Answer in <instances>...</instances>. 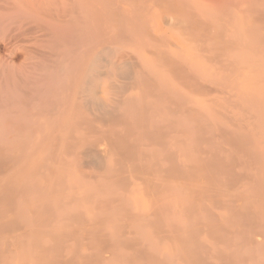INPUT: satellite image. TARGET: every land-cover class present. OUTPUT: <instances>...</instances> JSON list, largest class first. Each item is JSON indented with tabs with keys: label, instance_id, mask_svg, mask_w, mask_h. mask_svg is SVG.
<instances>
[{
	"label": "rangeland",
	"instance_id": "rangeland-1",
	"mask_svg": "<svg viewBox=\"0 0 264 264\" xmlns=\"http://www.w3.org/2000/svg\"><path fill=\"white\" fill-rule=\"evenodd\" d=\"M115 18H116V20L118 19L116 15H115ZM121 19L122 18H120L118 20L121 21ZM118 20H117V22L119 23ZM123 21H125V20H123ZM117 22H116V24H117ZM122 22H120L121 24L119 23V25H121V27L123 26L124 29L123 28L122 29H123V31L125 33L127 31V34L125 35V33H122V34H124L122 36V38L119 36L118 37L119 39L117 38V40H114L113 41V48L117 47V48L121 49V54L120 55L118 54L116 57L121 56L126 61L128 60L127 61L128 63H129V60H131V63L133 65H134V62L136 61L135 63L137 65L136 64L134 65L135 69H136V72H134V74L136 73L138 77H136V76H134V77H136L137 79L139 78L142 82L139 79H138V81H136V78H133V79L130 78V81H129V77L126 76L128 81H129V84H128L127 80H125L126 78H124V80L127 82V86L129 87V85H130V87L128 88V90L127 89L123 90L122 88H124V87L127 88V86H124V87L122 86L121 87L122 84L126 85V84H124L125 83L124 80L121 79V76H119L120 78L117 77V74L114 71H112L110 76H111V78H113V80L107 78L108 87H109L107 95H108V97L110 96V98H111V97H114L117 94L115 96V99L116 100H117V98L120 99V101L119 100H117V101L121 102V104H120L121 107H119V105H117L118 107H117L116 110L120 109L121 111L120 110L119 111L121 113H123V112L124 113L121 114L119 111H115V114H117V116H115V117L114 116H110L111 120H110V118L107 117L108 121H109V124L107 122V118H105L106 122L104 124L106 126L108 125L109 127L112 126L113 129H115V131L118 130L119 134H122L124 131H126V129H124V128H127L128 125H129V128H127V129H131L134 132L135 131L138 132L139 129L143 130L142 128H144L145 125H146V127L149 130H151L150 128L152 126L150 127V125H153L151 123L155 124V120L157 122V118H159V120L164 118V119H162L164 121L165 117H166L167 120H165V122H164L165 124L167 123V124L170 125V120L173 121L172 124H171V128L167 124L165 126L166 128L167 127L170 128L169 129V131H171L170 135L171 134L172 135L171 136L169 135L168 128L166 130L163 127V125H162V127H163L162 129L163 130L162 129L161 130L162 131H166V132L163 133L162 131L159 130L160 132L155 131L156 132L155 134L157 136L160 133L159 136L161 137V140L164 141V146L165 147H168L169 143H170V145L172 143V145L169 146L168 148L169 149L171 148L170 149L171 151L173 149V151L176 152V153H174L172 151V154L173 153L176 154V157L173 156L172 158H174V160L177 159L176 161H174L173 159L172 160L176 164L179 163V164L183 165L184 167L181 166L182 169L183 170L185 169L184 171H186V169H187V171L186 172L181 171L183 173H180V174H177V175L173 174L174 177H172V178H171L172 174H162V173L159 172L160 165L158 167V165L155 164L156 165V167H154L155 170L153 171L152 170L153 167H152L151 170L149 171L150 168H146L147 167V163L149 162L148 163V165H149L151 162L152 163L154 162L153 161L154 159L156 160V158L158 156L156 158H155V156L159 153V151L161 150V147L164 148L163 144L160 143L162 141L158 140L159 143L154 142L151 145V143H149V141L146 140L148 137H146V138L144 137V139H142L143 138L142 135L144 136L146 134V132L149 133V134L151 133V132H149V130L148 131L146 130L147 128L145 129L146 131H140L139 130L140 132H138V133L136 132V134L134 132H131V130H129L130 132H128V130H127L126 134H127V132L129 134L130 133L133 134V135H131L128 138V136L127 137L125 136V132H124V137L123 138L125 139V137H126V139L128 141V144L131 143L129 141L134 142V140L139 139V142L140 141L143 142V140H144V142H148L150 145L148 146V143H147V145L144 143V144H142V146H138L137 147V153H135V156L137 157V159L134 158L135 156L130 157L134 162L131 159H130L131 160V162H130L129 158L125 159L127 157H124V156H123L124 157L123 159H125V161H123V160L122 161L125 162V163H122L121 160L119 159L120 163H118L119 161L117 163L120 164V165H124V167H125V168H123V169H125L124 171H122V168L119 170V171H121L120 172L121 175L124 174L123 176L126 175L129 178V179H127V177L125 176V179H123L121 177L119 171H117L118 174H117V172L116 173L114 172V170L116 171V168L119 167L120 165L118 166V164H116V162L113 159H111L110 157H112V158L115 157L114 159H116V157H119V155H115V154L119 153L118 151H120L121 153H119V154H121V159H122V153H123L122 150H124V149H121L119 147V150H117V152L115 150L116 153H113L114 149H116L115 147H117L116 146L117 144H115V146L112 147L111 144L108 145L110 142L107 143L108 146L105 147V149H107V147L109 148L108 152L104 149V146L106 145L105 143L108 142L109 139H113L115 136L113 135L114 136L113 137L112 134L113 133L116 134V132H114V130L111 127L110 130L113 131V132H110V134H111V136L113 138H109V139H106L107 135H106V137H104V134H103L104 132H103L102 133L103 134V138L102 139H106L108 141L105 140L106 142L103 141L104 143L102 142L103 144H101L100 141H99L101 139V137H102L101 132L103 130H106L107 128L103 124H102L103 126L101 124H99V123H101V120H99L98 121L99 123L95 122V127H97V126L98 127L97 128L93 127V134H89V132H86L89 135L88 136L85 135L84 139L88 141V140H90V137L95 136V134H96V137L95 138L93 137V140H91V141L92 142L95 141L97 139V137L100 138L99 140L97 139L99 141L97 143H100L99 145H101L103 147L101 149H103L104 152L106 151L104 154H109V152H111L113 150V152H111L112 154L110 153L111 156L107 155L109 157H107V159H106V157H104V159H106V160L103 159V162L105 161L106 166L103 163L102 167L101 166L100 167H95V168L99 169V170L98 169L96 170L94 168V166H93L94 164H90L91 163L90 159H88L89 161L87 160L88 162L86 161L87 163H85L88 166L85 165L84 168L82 167L83 169L86 168V170L88 172H86V176L83 173L81 175L82 170L80 171L79 168H80V165L81 166L84 165L83 162H85V159L82 158L83 161L81 159V157L82 156L84 157V155L80 156V152H79V150H81V145L80 144H79L80 146L73 145V147L75 149H72L71 147H69V146H71V144H67V143H64V141L63 142L60 141L62 144H64V146L60 142L58 144L59 146H60V144L63 147H66V145L68 146L66 148L62 147V149H65L64 151H61V146L57 147V145H56V146H53L52 148L56 147L57 148V149L55 148L56 151L58 150V148H60V151L62 153H64V154L63 155L59 154L58 153L59 151L56 152V153H53V152H55V150H53V152L50 153L51 155L52 154L56 155L58 153L59 156L60 155L64 156V158L62 157L64 160L68 161L70 159L72 161V162L71 161L69 162L71 164L65 163V166H66V164H67V166H69V168L66 167L67 171L68 172L70 171V173H72V174H70L69 177L67 175V177H66L67 180L63 178L66 183H69L68 184L69 186H70V184H72V186H73V187H71V186L68 187L69 189L67 188L69 191L70 190L73 191L75 189L74 190V193H75L76 190L78 189L77 191L79 193L83 194V193H85L83 191L87 190L86 193L83 194V196L86 195L89 191H90L89 192L90 194H92L94 191H95V193L98 192V194L97 193L96 194L93 193L94 194L93 197L89 196L90 194H88L87 196H84V197H88V199H89V197H91L92 199L91 198L89 199L90 202H88V200L86 199L87 203L82 201L83 204H81L82 203L81 202L82 195L77 193V192H76L77 194L71 193L72 195L74 194L73 196H69L71 191L69 193H66V194L62 191L63 192L62 195L58 194L60 192V188H59L60 185H58V183H57L56 187L59 188L58 189L59 192L57 191V194L56 193L54 194L55 198H54V200H52V202L56 204L55 201H57L58 198H59L61 200V202H62V205L64 206V208L66 210H63V208L61 206L62 210L61 211L58 210L59 213L57 211L58 217L55 216L54 219H51V220H40L37 217H34L35 220H31L30 222H28L29 220H27L28 224L25 223V224H23L21 227H19L16 230L15 229L14 230H5V231L0 232V264H2L1 263V261H2L1 260V256L2 255H8L9 254L7 257L5 256V258H9V261L11 262V264H34L35 259H38L41 255L44 256V257L47 256V255L45 256V254L47 252L45 250H43V248H41V247L30 248V250H29V242L27 241V243H26V240L29 239V236H31V234L29 236H27V237H22V235H21L20 237L23 239V241H17L15 239L16 236H19V234H21L24 230H28V232H32V234L33 233L36 234L37 235L36 237H38V239L41 240V242H42V244H44V246H45V244H49L50 245V244H53V243H56V245H57V240L53 239V237L49 234L48 231H50V232L51 231L52 232H58V231L60 232L62 230L63 231H65V230L69 231V233L65 237V239H63L61 241L62 251H61V255H60L61 257L60 258L64 259L66 257L68 260H70V264H86L87 261L85 262L84 260H88V264H90L92 261L93 262L91 264H93V263L94 264L95 263L96 264H99V263H101V264H136L137 262L140 263L142 261L140 259H143V261H144V262L142 261L143 264L144 263L148 264L149 260L152 259V258H153L152 261L150 260L151 264H154L153 262H155V264H156V262L158 263V260H161V258H163V260H161L162 262L159 261L158 264H161V263H163V264H186V261L184 262L185 258L183 260H182L183 257L181 259L180 258L176 259V257L174 258V256H176V255L173 254V251H175V249H173V248L175 246H177L179 241H176L177 244H174L175 245L174 247L171 245V243L175 242V240H179L177 238H180L181 235H183V236L186 235L187 236V234L184 233V232H186L188 230L190 231L191 234H192V232H194V234L195 233H197V234L199 233V236L200 235L201 236L199 237V236H197L195 234V236L197 237V238L196 237L195 238L196 239L200 238L198 241L201 240L202 242L206 243V246L208 245L209 247H211V249L209 250L210 253H212L211 255H213V254L215 255L216 254V256L214 258L210 255L212 258H211V260L210 259L209 260L213 264H219V263L220 264H264V239H263L264 237H262V235H263L262 233H264V170H263L264 169V156H263V154H264V144L262 145V144L259 143V142L264 143L263 142L264 141L263 140L264 139V74H262L264 72V50H263L264 48H258V50H257V47H252L251 48L249 46H233V47L229 46V48L224 46L225 48L223 47L224 48V50H223L222 46L220 47L221 49L218 46H217V48H216V46H213V47L212 46L211 47L207 46L209 49H206L207 48L206 46H199L198 47V46L192 44V46H194V47H192V46H187L188 44H186V43H181L182 44L181 47L179 46L180 43L177 44L178 46L176 44H175V46H173L171 44L169 46V43L166 44L167 42L164 43L165 45L162 44L164 46H162V45L160 46L159 44L156 45L153 42H149L148 41L149 42L148 43L147 41L142 39L140 33L134 31L135 29L132 30V31L134 32V34L137 33V35L136 34L134 35L132 31H131V33L133 35L129 34L128 32H130V31L125 29V27L127 26L126 25V21H125V26L123 25L124 22H123V24H122ZM122 29H121V31H122ZM147 31H149V29ZM149 32H151V31H149ZM152 32L151 33L153 35H156V32L154 30ZM129 37H130V39H129ZM131 37H134V38H132V40H131ZM121 39H123V40L121 41ZM168 40L172 41L171 38L168 39ZM133 41L136 42V43H134ZM151 43H153L154 45L151 44ZM183 44H186V46L183 45ZM111 48H112V46H111ZM112 50H114V49H112ZM115 50L112 51V53L113 52L115 53L116 52ZM118 52H119V50L117 51V53ZM115 55L113 56V54L112 55L110 54L111 57H115ZM162 57H164V58H162ZM170 57H171V59H170ZM162 59H164V61H165L164 64H163V62H161V61H163ZM168 59H170V61ZM159 61H160V63H158ZM171 61L172 62L174 61V62L172 63ZM139 62L142 63V65H141L142 67H140V68H139ZM168 62H170V64H168ZM97 63L99 64V62H97ZM98 64H97V66H98ZM133 65H132V67H134ZM143 65H144V67H143ZM174 65H175V67H174ZM147 67L149 68V70L150 69L151 70L149 71ZM176 67L178 69H176ZM179 68H181V69H179ZM140 69H142L143 71H141ZM148 71H149V74L147 73ZM175 71H177V72H175ZM182 73H183V76H181ZM115 74H116V76H115ZM150 74H151V76H150ZM168 74L170 75V77H169ZM147 75H148V77L150 76V78L152 77L151 80H149ZM153 75H154V78H153ZM155 75H157V76H155ZM118 79H119V81H118ZM110 80H111V82H110ZM153 80L155 82H157V83L161 82L162 84L160 83V84L157 85L156 83H154ZM166 80H167V82H166ZM118 82L119 83L122 82L120 84L119 88H117V85L119 84ZM134 82H135V84H139L140 83L141 85H142V83H144V84L146 83L145 85H148V88H150L151 85H152L153 87L158 89V94L162 95V96L161 95L160 96H161V99H163V101H161L159 96L158 97H159V100L161 102H158L157 99H156V101L154 100L156 98V96L153 95L155 98L153 96H150V95H152L151 94L152 93V91H151L152 87H151V89L149 91H147L148 90L147 86H145L143 84L147 89H145V87L142 86L141 88H144L142 90H144L145 93H144V91L140 92V90L138 89L139 85H137V86L134 85ZM116 83H118V84H116ZM132 83H133V85H132ZM155 84H156V86H154ZM140 86H139V88H140ZM198 86H200V88ZM113 87H115L114 88L115 92H114ZM97 88H98L97 90L99 92L98 94L101 96V84L100 83L98 84ZM120 88L124 92H122V90ZM133 88H135V89H133ZM159 89H161V90H159ZM172 89H174V90H172ZM109 90H111V91H109ZM154 91H155V89H154ZM167 91H169L168 93H170V94H168ZM174 91L176 92L175 95H174V93H175ZM109 92H111V93H109ZM138 92H140L141 94H139ZM123 93H124V95H123ZM118 94H120V97H119ZM163 94H164V96L167 95V94L171 95L170 97L172 98L173 101H175L174 102L175 105L173 104V101L170 102L171 100H170V97L168 95H167V100H166V98L163 97ZM131 96L134 97V98H133V101L130 102L128 100V98H130ZM172 96H175L176 98H174ZM168 97H169L170 101L168 100ZM124 98L126 100H128V102L125 101ZM113 99L114 98H112V100ZM130 100H132V99H130ZM164 100L166 102H169V104L172 103V105L170 106V107H172V110H173V108L175 106L178 107V105H181L183 107L184 106L187 107L186 108L187 110L182 107V109L179 110V108H178L177 112H175L176 111L175 110L176 107H175L174 114H172L173 111L171 113L170 108L168 107V109H167L166 106H168L169 104L166 103ZM123 101H124V103H123ZM126 102L128 104H125ZM129 102L132 103V104H130ZM156 102H157V104H156ZM159 103H162V105L161 104L159 105ZM155 106H158V108L157 107L155 108ZM134 107L138 110V114L139 115L142 114V111L145 112V113L144 112L143 113L146 114V116L149 115V114L151 115V116L149 115L150 117L144 116L145 118L143 117L144 114H142V116H140L141 119H143L141 122H146V124L144 123L145 124L144 127L142 126L143 123H141L139 121L140 117L138 115H137L138 117L135 115L136 109ZM159 107L160 108L162 107L164 110L160 109ZM164 107H166V108H164ZM132 110L135 111V112H132ZM156 110H158L156 114L159 113L160 115L158 114V115L153 116L151 113L152 112L155 113ZM181 110H186L185 115H184V111L182 112ZM159 111H161V112H159ZM162 112H163V115H161ZM118 113H120V114H118ZM164 114H165V116H164ZM132 115H133V117H137V119L141 123V125L140 124L137 125V120H136V118H133ZM115 118H116L117 121L115 120ZM168 119H169V121H168ZM122 120H123V122H122ZM147 120H149V121H147ZM159 120H158V122H159ZM104 121L105 120L103 119L102 122H104ZM120 121L123 123V126H122V124L120 125V123H121ZM152 121H154V122H152ZM117 122H118V125L116 124ZM159 123H157V124L160 125L161 123L160 124ZM124 124H126V125H124ZM130 124H132V126ZM134 127H136V128H134ZM116 128H117V130H116ZM96 129H98V130L103 129V130H101V132H99ZM134 129H136V130H134ZM18 130H20V129H18ZM22 130L25 131V128H21L20 131H22ZM12 131H14L15 133L17 132V130H12ZM95 131H97V133H95ZM107 131H109V129L106 130L105 134H109V132H107ZM167 131H168V134H167ZM0 132L2 133V131H0ZM142 132L145 133V134H141ZM99 133H100V135H99ZM161 133L164 134V135H162ZM97 134H98V136H97ZM133 136H136L137 138L135 139ZM156 136H154V137L157 138ZM168 136H170V137H168ZM108 137H110V136H108ZM165 137H166V139H165ZM163 138L166 140V142H165V140ZM32 139L33 138H30V140H32ZM126 139L124 140V142H126V144H127ZM168 139L171 140V141H169ZM28 140L29 139H27V141ZM33 140L35 142L34 141L33 142L32 141H28L26 144L22 143L21 145H19V144H20V142L22 140H20V142L17 141L19 147L17 146V144H15V146H17V148L21 149V152H23V151H25L27 149L26 152H24L25 158H24V156L21 153V155L23 156V159L22 158H20V159H22L24 161H20V159L18 157V159H17L18 164H20L19 162L25 164L26 161H27L26 163L28 164V163H30V162H28L30 159L32 160V162H33V159H34V162L35 161L37 162L38 161L37 158L41 159L40 158L41 155H42V158L43 157L46 158L48 156L47 153L51 152L49 150V146L51 145L50 143L46 142L47 144H49V146H48V145H44L42 142H39V140H36V139H33ZM113 140H115V139H113ZM119 140L122 141L121 139H119ZM119 140H118L117 143H119ZM36 141L39 142V144H42L43 146L39 145V144H36L37 143ZM167 141H168V144H166ZM12 142L15 143V141H12ZM22 142H24V140ZM124 142H120L119 143V145L122 144L120 146L123 147V148H124L123 145H125ZM142 142H140V143H142ZM89 143H91V142L89 141ZM95 143L93 142V144H95ZM140 143H139V145H141ZM154 144H156V145H154ZM158 144H160V145H158ZM261 145L263 146V148H262ZM257 146L259 148H257ZM25 147H27V148H25ZM30 147H31V149H30ZM36 147L39 148V151L42 150L41 153L37 151V154L40 153V155H38V156H37V154L35 155V154H32V152H31V150L33 152H36L35 151ZM96 147L100 148V146H98V145H96ZM14 148L16 149V147H14V146L11 147V145L8 144V141H6V140H4L2 142L0 141V150H3L5 153H10L11 151H12V154L18 153ZM33 148L35 150H33ZM38 148H37V150H38ZM45 148H48L47 150H49V151L47 153L43 154V150H45ZM68 148H71L74 151L72 152L71 150H68ZM112 148H114V149H112ZM209 148L212 151L211 150H205V149H209ZM117 149H118V147H117ZM142 149H143V151L144 150H146L147 152L150 151V154H148L146 156L144 154V157H146V160L148 159V162L146 161L147 162L146 163L145 162V158H144L141 161L144 162V165L146 163V165L145 166L143 165L141 167L138 166L137 168H140V169H136V167H134L133 163L136 164V161L139 163V161H140L139 159L141 158L142 155L140 157H138V155L142 154V151H141ZM155 149H156V151H155ZM260 149L262 151H259ZM67 150L71 151V152H68ZM77 150L79 152V155H78ZM66 151L68 153H70L71 156L72 155L74 156V154H75V156L78 155V157L76 156L77 158H79L77 160L79 162L80 159H81V161H82L81 163L82 164L81 163H80V165L77 164L76 163L77 160H75L76 158L74 157V158L71 159L70 158L71 156L69 155L70 156L69 157L67 155ZM139 151H140V153L138 154ZM30 152H31V154H30ZM151 152L154 153L153 156H152L153 153H151ZM210 152H213L214 154H216L215 157L217 156L216 159H215L216 160L215 163L216 162L222 163L221 160L222 161L225 160V162L223 161V165H224L225 168H222V169H225L226 171L225 170L224 171L226 173H224V171L219 168L220 164H217V163H216L215 167H218L219 170L217 168H214V167H210L209 168V164L212 162L211 161L209 164L207 163L208 160H210V158L208 159V157L212 156V153H210ZM260 152L262 153V155H260ZM65 154L68 156L69 159L66 157ZM34 155H35V157H34ZM26 156H29V159ZM57 156L54 157V159L55 158L57 159ZM59 156H58L57 160H59V158L61 157V156L60 157ZM254 156L256 158L257 157L258 158L256 159V158H254ZM159 157H161V156H159ZM221 157H222V159H221ZM48 158H49V156H48ZM48 158H46L47 159L46 162L48 161L47 164L50 165V166L52 164L53 167H54V165L56 166V164L52 163V161L50 162L48 160ZM57 160H56L55 163H57L58 167H60V169L63 170L65 168V167H63L64 165H62V164H64L63 163L64 160H62V162H61L60 161L61 159H60L59 161L61 163H58ZM158 160H159V158L156 160V162ZM17 161L16 162L14 161L15 164H16L15 166L13 164L14 162L12 163V165H13L12 166L13 167L12 170H11L12 167L11 168L7 167V169H10V171L12 172L13 175H14L13 170L15 168L18 169V167H19V165L17 164ZM159 161H160L159 164H161V161L164 163L163 159L159 160ZM113 162H114V164H113ZM109 163L111 164V166H114V167H111ZM152 163L150 165H152ZM163 163L161 164L162 167L166 165L165 163L163 165ZM98 164L99 163H97V165H96V162H95L96 166H98ZM101 164H102V162H101ZM129 164H131V166H133L132 168L134 170H132V168H131V166ZM212 164H213V162H212ZM261 164H262V167L260 168L259 165H261ZM9 165L11 166V163H9ZM46 165H45V167H46ZM60 165H62L63 168ZM77 165H79V166H77ZM6 166H5V169H6ZM20 166H21V164H20ZM71 166H72V168H71ZM135 166H137V165H135ZM212 166H214V165H212ZM252 166L253 167L255 166L254 167L255 169ZM48 167H46V169ZM53 167H52V169H53ZM120 167H122V166H120ZM144 167L146 169H148L147 171L150 172L151 174H149L147 171H145ZM102 168H106V170L105 169L103 170ZM188 168H189V170H188ZM211 168H213V169H211ZM42 169L44 170V168H42ZM49 169H50L49 171H51V168H49ZM55 169H57V168H55ZM55 169H54V171H55ZM60 169L58 171H60ZM89 169H90V171H94V173L90 172ZM111 169H113V172H112ZM216 169H217V172H216ZM229 169H231V170H229ZM234 169H236V170H234ZM260 169H262L263 171L262 170L259 171ZM41 170L40 171L37 170V171H39L41 173V175L39 174V176L37 175L36 177L37 178L41 177L40 179H43L44 182H45V180H47V182H48L49 181L48 179L43 178V177H47V175H49L48 172L44 170L47 173L46 176H45V174H42L43 170L42 171ZM5 171L6 170H4V172ZM10 171L7 170L5 173H3V171H2L1 174H0V180L2 182H5L6 184H8V190L6 191L5 196H7L8 194L11 195V193L14 192V187H15V189L18 190V188H16L17 184L15 182V179H17L16 176H17L18 170H17V172H16V170L14 171V172H16V174L14 176L11 175L13 177V180H11L12 177L10 176V174H11ZM65 171L64 172L60 171L59 174L61 172L64 174V173L67 172V171L66 172ZM79 171H80V178L78 177L79 174L76 175L77 172H79ZM85 171H84V173H85ZM97 171H100V173H98ZM109 171H110V173L112 172L114 174V176H109ZM133 171L137 172V175ZM155 171L159 172L158 173V177L161 176V177L165 178V175H166V179L159 178L158 182H160V184H161L162 180L164 182V184L162 182V184L160 186L161 188H163V190L160 187L159 188L156 187V191L158 193H156V194L154 193L155 195H153L152 193L155 191V188H152L153 190H150V189H151V187H154L155 185L157 186V184H156L157 182L155 183V180L158 179L157 173ZM188 171H189V175L187 174ZM218 171H220V173ZM234 171H237V173H239V171H240V173H239L240 175L237 176V174ZM256 171H257V173H256ZM230 172L232 174H230ZM56 173H57V171H55L54 174H56ZM91 173H92V176H93V174H94V176H96L95 173L97 174V176L96 177L93 176L91 178ZM105 173H107V174H105ZM112 173L110 175H112ZM51 174H53V171H51ZM87 174H89L90 178H87ZM233 174H235L237 176V179L234 178ZM242 174H243V178L245 176H246V178L245 179L241 178L239 180L238 178L242 177ZM71 175L72 176L75 175V178H76L75 180L76 181L71 180V178H72ZM83 175L86 178L82 177ZM100 175H102V176H100ZM106 175L109 176V179H108V177H106ZM154 175H156V176H154ZM167 175L171 179L167 178ZM55 176L53 175L52 179L51 178L50 179L53 180V182L55 181V183H56V179L58 178V181H59V179H61V177L63 175L62 174L58 175V177H56V179L54 178ZM59 176H61V177L59 178ZM115 176H117L118 178H121V180L123 179L122 180V181H124L123 186H121L122 184H118L119 182H117L115 184L112 183L115 180L112 181L111 179H113V177H115ZM135 176H137V178ZM176 176H177V178H176ZM17 177H19V176H17ZM33 177H35V176H33ZM153 177H155L156 179H153ZM39 178L38 179L35 178V180H33L34 178L32 179V176H31V178L29 177L28 179H29V181L31 183H33L35 181L33 184H38L39 182L38 183H36V182L38 180H40ZM47 178H49V177H47ZM98 178H100V179H98ZM118 178H116V179L118 180ZM147 178L149 180H147ZM72 179H74V178H72ZM86 179L88 180L89 183L87 182ZM150 179H152L154 181H151ZM227 179H231V180H229L231 182V184L228 182ZM32 180H33V182H32ZM64 180H62V181L64 182ZM85 180H86V182H85ZM103 180H105V181H103ZM121 180H120V182H122ZM170 180H171V182L172 181L173 182L170 183ZM234 180L235 181L237 180V182H234ZM13 181L15 182L14 184H13ZM100 181H102V182L100 183ZM125 181H127V185L125 184ZM128 181H130V182L132 181V183H130ZM149 181L152 182V183H150ZM44 182H41V186H43V187L52 188L53 186H55V184H51V181L49 182V185H47V184L45 185ZM63 182H60V183H63ZM95 182H97V183L95 184ZM86 183H88L89 187L87 186ZM107 183H109V184H107ZM129 183H130V185H129ZM166 183H168V188H170V189H168L166 187L167 186ZM227 183H229V185ZM73 184H75V185H73ZM61 185H62L61 188L63 189L64 188V184H61ZM97 185H100V187L97 186ZM111 185H113V186L111 187ZM114 185H116L117 187L114 186ZM11 186H12L11 190L13 189L12 192H10V187ZM66 186H67V184H66ZM164 186H165V188H164ZM187 186L188 187L193 186L191 188L199 187V189H195L196 192L193 193L191 191L192 189L191 188L188 189ZM207 186H208L209 190H207ZM87 187H88V189H87ZM122 187H123V189H122ZM80 188H82V189H80ZM97 188H100V189L103 188L104 189V190H102L103 192H105V190H107L108 194H113L114 195L113 198H117L118 197L119 201H117V199H116V201H115L116 204L115 203L114 204L115 205H117L118 203L121 204V208L119 209V206H120L119 204L117 206H115V205L113 206L112 205L113 203H111V202H113L114 199H112L111 196L109 195L110 196L109 200H107L108 199L107 198L108 197L107 192L106 193L100 192V189L97 190ZM28 189L30 191V188H28ZM175 189H176V192L174 193ZM200 189H201L202 192L204 191L205 196L201 195L200 191H199L200 193H198V190H200ZM32 190H31V192L33 193L34 191H32ZM54 190H55V188H54ZM68 190H67V192H68ZM91 190L92 191L94 190V191L92 192ZM110 190L113 191V193H110ZM184 190L187 191V192L189 191V192L186 193ZM215 190H220V191L219 192L217 191L218 194L216 192L214 194L213 191H215ZM65 191H66V189H65ZM169 191H171V192L169 193ZM205 191L207 193H210V195L214 194V197L216 196V194L218 196L219 193L220 192L221 193L219 195V199L216 198L217 196L215 197L216 200H217L216 202H215V198L211 196L212 199L214 198L213 199L214 202H213L209 197H207V196H210V195H207V193ZM15 192H17V191H15ZM182 192H185V193L182 194ZM124 193H125V195H124ZM146 193H147V195H146ZM64 194L66 195V198H68V197L69 198L70 197H72V198L74 197L75 198V197L81 195L80 198H77V201L79 199V201L81 202L80 203L78 201L81 204L80 206H82V207H80V209L83 210V211H80L78 208H77L78 209L77 210L76 207H74V205L77 206L76 204L79 205V203L77 201H74L76 199L71 201L68 198V200L71 202V207H69L70 205L67 203L68 201L65 202L66 199L65 200L63 199ZM99 194H101V195H99ZM149 194L151 196H149ZM184 194L186 196L189 195L188 197L194 203L193 204L191 202V204L195 205L197 203L198 204L201 203L202 205L200 204L201 205L200 209L198 208L199 207V205H198L197 206L198 210H196L197 208L195 210L192 208L195 212L192 210L193 213L192 212H188V213L186 212L187 213L186 214L185 211L188 209V206H190V200H187L186 199L187 197ZM160 195H164V196H160ZM95 196H97V197L99 196L100 199H103V200L105 199V200H107L109 202L112 200L110 202L111 203V207H110V203L109 202H107V204L109 203L108 205L106 204L107 207H108L106 210L108 212L105 210V207H106L105 205H104L105 206L104 209L103 208H100V209L97 208L98 206H96L97 205L96 203H99V202H95V201L98 200L99 198L97 199V197H95ZM105 196H106V198H105ZM146 196H147V198H146ZM157 196H159L160 198L158 199ZM56 197H57V199H56ZM124 197H125V199H124ZM164 197H166V198H164ZM173 197H174L175 201L172 199ZM201 197H203L202 199L207 197L206 199H204L205 202H203L202 199L200 200ZM167 198H170L171 200L170 199L168 200ZM29 199L31 201L32 200L33 201L36 200L34 196H32V197L30 196ZM29 199H28V196H27V200L28 201H29ZM152 199H153V202H152ZM155 199H157V200H155ZM163 199H167V200H165V202L166 201H169V202L165 203ZM103 200H101V201H103ZM183 200H185V203H184ZM4 201L5 200L1 201V203H0V204H2V205H0V219H4L7 216H11V214H12V211H11L12 208H10V206H7L6 205V201L5 202ZM159 201H162V202H164L167 205L164 206V205H162V202H159ZM187 201H188V203L186 205ZM22 202H23V204L25 203L23 200L19 199L17 201V203L14 204V205H16V207H20V208H16V209H21L22 208L21 210L23 211L22 212L23 214L20 213V214L17 215V217H21V218L22 217H24V218L31 217L28 212L25 213V211L23 210L24 209L23 208L24 205L22 204ZM73 202L74 203L77 202V203L74 204ZM158 202L161 204V206H163L162 208L165 207L164 210H166V207L169 208L170 205H171V207L169 208V213L166 212V211H168V209L166 211L163 210L162 211L163 213H161L162 215L165 216L163 218L161 217L163 219V222L160 220L161 218H159V220H157V221H156V219H153V216H154V215H152L153 213L151 215L148 214V213H150L151 209H152V212H154L153 211L155 209V208H153L154 205H155L154 207H156V205H158V207L160 206V204ZM178 202H180V203H178ZM100 203L99 204L101 206H103L102 204H104L106 202L103 201V203L102 202H100ZM87 204L91 205V207L89 206V210L87 208V206H88ZM14 205H13V207H14ZM93 205H95V207H93ZM149 205H151L152 207L151 206L149 207ZM193 205H191V206H193ZM114 207H118V209L114 208ZM184 207H185V210H184ZM193 207H196V206H193ZM91 208H92L93 212L91 211ZM162 208H161V210H162ZM237 208L245 209V210L247 209V210L251 211V213L253 211H258L259 214L257 213L258 214L257 217L253 218V222L257 221L258 223L256 222V225L253 224V227H252L251 226L252 225V220H250V222H249L248 217H246L248 215H244V214H248V213L243 210V212H245V213L242 214L243 213L242 210H241V213H240L239 209L237 210ZM74 209L77 210L74 213L79 211L78 212L79 216H78V218H76L78 220H76V219H68L66 217V215L70 214V213L66 214V212L70 211L71 214H73L72 212H73ZM170 209H171V211H170ZM180 209H182V210H180ZM210 209L212 210L213 214L216 213L214 215L215 217L213 216L214 218L210 217L209 216L210 214H208L211 211ZM21 210H18L16 213L20 212ZM102 210H103V212H102ZM120 210H122V211L120 212ZM235 210L239 211L240 216H242V215L243 216L241 218L240 217L238 218L237 217L238 214H237V216L235 215L236 216V219H235V217L233 216V214L237 213V212L235 213ZM114 211H115L116 214L118 213V211L120 212V214L122 213L121 214L122 217H123L124 214L127 215V213H128V216H127L128 218L130 216L133 217L132 214L129 215V212L130 213L134 212L133 214H135V215L137 213V215H136L137 219L135 217H133V218H131L128 221V218L125 217V215H124V218L122 220H119V217H120V219L122 217L120 216V214H119V217H118V214L117 215L115 213L113 214ZM182 211H183V214H182ZM188 211H190V210H188ZM124 212H126V213H124ZM82 213H83V215H81ZM141 213H147L148 216L146 214H145L146 216L144 215V217H146L145 218L146 220L144 219V217H143L144 220L143 219L139 220V218L137 216L143 215ZM191 213H192V215H190V217H188V215L191 214ZM63 214H66L65 217L62 216ZM93 214H95L94 215L95 218H93L94 216L91 218V216ZM166 214H167V216L168 215L169 216L167 217ZM96 215L97 216L99 215L98 218L96 217ZM170 215H172V216H170ZM208 216L210 217V219L211 218L212 219L209 220V218H207ZM211 216H212V214H211ZM56 217L58 219H56ZM171 217H172V219H171ZM147 218L153 219L154 220V225L152 224L153 221L149 220V222L152 221V223L151 222L149 223ZM228 218L233 219V220H229ZM61 219H63V220H61ZM197 220H198V224L199 225H200V221L202 223L203 220H204L203 222L207 221L209 224H210V222L215 223V220H216L217 223H219L222 220H225V221H228L227 223H225V224H228V225L231 224L232 221H234L235 222L234 223L235 228L237 226L238 229H235L236 231L232 230L231 225L234 226L233 223L231 225H229V226L227 225L228 226V227L226 226L227 228L223 227L224 226V223H223L224 221L220 222V227H223L221 229H224L222 231H219V229H220L219 224H216V223L213 224L215 229L217 227H219L218 231H216V230L214 231V228H212L211 226H208L209 224H207L206 222L205 223L207 225L206 224L205 225L207 226V228L202 223L201 226L203 225L204 227L202 226L201 229H197V227L194 224V222H197ZM218 220H220V221L218 222ZM155 221L157 222L156 223L157 232L155 230V232L157 234L153 233V231L155 229ZM159 221H161V222H159ZM189 221H191V222H189ZM164 222H167L168 226L165 225L166 223H164ZM169 222H170V224H169ZM241 222H242V224H241ZM160 223L164 224L165 226L164 225L162 226V224H160ZM172 223H174L175 226ZM190 223H191V225L193 223V225H194L193 227H195V229H193V227L191 225H189ZM221 223H223L222 226H221ZM150 224L154 226V229L151 228L152 226ZM158 224H160L162 226L164 232H163V230H160L161 227H160V229H158L159 228ZM176 224H177V228H175ZM170 225H171V227H170ZM172 225L174 226V228L176 230V231L173 230L174 232H172V229H173ZM215 225H218V226H215ZM241 225L242 226L244 225L246 227H243V229H242ZM260 225H261V227H260ZM91 226L96 227L97 228L96 231L100 230L99 232H101V233H99V234H102L103 237H105V239L107 241L109 240V244L112 242L111 244H113V245L110 246V248H108L109 249L107 251L108 254H107V252L105 250L107 248L106 246H108V245H106V246L104 245L106 243L108 244V242L104 243L103 240H105V239L103 237H102L103 239H99V240H102V242L98 241L99 243H104L103 247L101 246V248H100V247H98V245L100 246L99 243L97 244V246L94 245L96 243L94 242L93 234H87L84 231V230H86L85 229L86 227H91ZM178 226H181L179 228H182L184 226L182 228L184 230H181V232L177 231V230H180V229H178ZM93 227H91V228H93ZM121 227H123V228H121ZM254 227H255L256 230L254 229ZM166 228H167V230L169 229L168 231L169 232L171 231L172 233H169V232L167 233V230H165ZM202 228H204L205 230L203 231ZM244 228L246 230H244ZM247 229H249V230L247 231ZM252 229H254V230L251 231ZM158 230H160L162 232L159 233L160 231H158ZM209 230H210V232H209ZM260 230H262V231L259 232ZM238 231H240V233L242 232L241 233L242 235L239 234ZM255 231H257V233H255ZM223 232H226L225 233L226 236H225V234ZM249 232L252 233L251 234L252 237H251ZM165 233H167V237H166V235L164 236ZM180 233H181V235H180ZM158 234L161 235L162 237H164L165 239L160 237ZM172 234H174V235L172 236ZM177 234L179 236L176 238ZM191 234H188L190 236L189 237L190 239H192L191 238ZM194 234L192 235L193 239H194ZM254 234H256V235H254ZM207 235L213 236V238L210 237V236L208 237ZM243 235L244 236L247 235L245 238L246 239L249 238V239L253 240L254 242L248 239L249 242L251 241V243L253 242L254 244L252 243L253 245H251L247 240H246V242H247L246 243L244 241V239L242 238ZM249 235H250V237H248ZM168 236H169L170 239L174 237L173 241H172V239L170 240L168 238ZM157 237L159 239H157ZM216 237H221L220 238L221 239L220 243H219V240H218L219 238L216 239ZM222 237H224L225 240ZM160 238H162L161 240L164 241V242H162V241L160 242ZM255 238H257V239H255ZM258 239L260 240L259 242L262 241V243H258V245H257L256 242H258ZM129 240H130V242H129ZM131 241H133V242H131ZM195 241H197V240H195ZM216 241H218V243ZM236 241H237L238 244L236 243ZM238 241H242V242H238ZM131 243H132L133 247H132V245H130ZM135 243H137V244H135ZM27 244H28V247H27ZM123 245H125L126 248L129 247V245H130L131 249H129V248L126 249V248H124ZM93 246H95L96 248L98 247L100 249V250H97V251H102L101 249H103L102 253L101 252H97L96 250L94 251L95 248H93ZM208 246L206 248H209ZM217 247L219 248V251H220V249H222L220 251L222 255L219 254L218 256H220V255L224 256V254L226 252L229 255L226 253L225 254L226 257H222V259L218 258L217 257V254H218L217 252H219V251H217V252L215 251V250H217V249H215ZM31 249H33V250H31ZM132 249L135 250V252ZM9 251H12V252L8 253ZM92 251H94V252H92ZM51 252L53 253V249H52ZM95 252L97 254H99V253H101V254L97 255ZM103 252H105V253H103ZM140 252L142 254H144V253H146V254L142 255ZM50 253L48 252V255ZM90 253L91 254L95 253V254L91 255ZM131 253H134V254H131ZM135 253H137L138 255H135ZM253 253H255V254H253ZM102 254H104V255L106 254L105 256L107 258L104 255H102ZM118 254L119 255L120 254L121 255L124 254V256H126V257H124L122 255L123 256V258H122ZM128 254H131V256L128 255ZM139 254H141V255H139ZM101 255H102V258H101ZM151 255L154 256V257H152ZM157 255L159 256L160 259L156 258V257H158ZM87 256L93 257L94 259L92 261L90 260V263H89V257H87ZM145 256H146V258H145ZM210 256H209V258H210ZM149 257H150V259H149ZM2 258H3V260H5L4 256ZM103 258H104V260H103ZM124 259H126V260H124ZM6 261H7V259H6ZM9 261H8V263L10 264Z\"/></svg>",
	"mask_w": 264,
	"mask_h": 264
},
{
	"label": "bare ground",
	"instance_id": "bare-ground-1",
	"mask_svg": "<svg viewBox=\"0 0 264 264\" xmlns=\"http://www.w3.org/2000/svg\"><path fill=\"white\" fill-rule=\"evenodd\" d=\"M115 15L117 16L118 19L122 18L121 21L117 19L119 21V23L122 22L123 20L126 21V25L127 26L125 27V29L128 30V31H130V32H128L129 34H132L131 31L135 29L134 31L140 33L142 39H144L147 42L148 41L149 42H153L156 45L159 44L160 46L162 44H164V43L167 42L166 44L169 43V46H170V44L173 45V46H175V44L177 45L178 43H180L179 44L180 47L182 46L181 43H186V44H188L187 46H192V44H193V45H196L198 47L199 46H206V47L207 46H209V47L216 46V48H217V46H218L220 48L222 46V48H223L225 46V47H228L229 48V46H232V47L233 46H249L251 48L252 47H257V50H258V48H264V0H0V131H2V133L0 132V141L1 142L4 141V140L8 141V144H10L11 147L12 146L16 147V149L15 148L14 149L18 152V153L12 154V151L11 150H10L11 151L10 153H5L3 150H0V171L3 168H4L2 170L3 173H5L7 170L10 171V169H7V167L8 168H11L13 166L12 163L14 161L16 162L17 159H18V157H19V159L20 158L23 159V156L25 155L24 152H26L27 149L25 151L21 152V149L20 148H17V146L19 147V145H21L22 143H25L26 144L28 141H32L33 142L34 141L33 139L39 140V142H42L44 145H48L49 146V144H47V143H50L51 144L49 146V150L51 152H48L49 151V150H47L48 148H45V150H43V154H45V153L48 152L47 154H48L49 158H48L47 155H46L47 156L46 158H48V160L50 162L52 161V163L56 164L57 167L54 164L53 165L57 169L58 168L60 169V167H58V164L55 163L56 160L58 159V156H59L58 153L63 155L64 153H62L61 151H64L65 150V149H62V147L64 146V144H62L61 142L64 141V143L71 144V146H69V147H71L72 149H75L73 147V145H78V146L81 145V150H79V152H80V156L84 155V157L83 156L81 157V159L82 158L85 159V162H83V164H84L83 166L80 165V163L83 161V159H82V161L80 159L79 162L77 160V159H79V158H77L78 155H79L78 150H77L78 155H76L77 157L75 156V154H74V156L73 155L71 156L70 153H68V152H71V151L73 152L74 151L71 148H68V150H71V151H68L67 150L68 152L67 151L66 152H67V155L68 156L69 155L71 156V157L69 156L71 159L74 158V157L76 158L75 159V160H77L76 163L80 165V168H79L80 171L82 170L81 175L83 173L85 176H86V172H88V171L86 170V168L85 169H83V168L86 165L85 163H87L89 161L88 159H90V162H91V163L89 162L90 164H94L93 165L94 168L95 167H100V166L102 167L103 163L105 164V161L103 162L104 157H106V159H107V157H109L107 155H110L111 156V154H112L111 152H113V150L112 151L110 150L111 152H109V154H104L106 151L108 152V150H109L108 147H107V149H105V147L108 146V145H110V144L112 145V147H114L115 144H117L116 146L118 147V149H117V147H115L116 149L112 148V149H114V152L113 153H116L117 150H119V147L121 149H124V150H122V152H123L122 153V159H121V154H119V153H121L120 151H118L119 153H116L115 154V155H119L120 158L119 157H116V159H114L115 157L114 158L110 157L111 159H113L116 162V164L120 163L119 159L121 160L122 163H125L123 161H125V159H128L129 158V161L131 162L132 159L130 157L135 156V153H137V147L138 146H142V144H144V143L147 145L148 142H144V140H143V142L140 141V142H142V143H140L139 142V139L134 140V142L136 141L135 143L137 145L134 142H132V141H129L132 144L131 143L128 144V141H127L126 137L128 136V138H129L131 135H133L131 133L130 134L128 133V132H130L129 130H131V129H127V128H129V125L128 124L130 122L127 124L128 127L127 128H124V129H126V131L128 130V132H127L128 135L126 134V131H124L125 132V136H126L125 139L127 141V144H126V142H124V140H125L123 138L124 137V132L122 134H119L117 128H116L117 131H115V129H113L112 126L109 127L108 125L106 126L104 124L106 122V119L105 118H107V117L110 118V116H114V117L117 116V114H115V111H119L120 110V109L119 110H116L117 107H118L117 105H119V107H121L120 106L121 102H119L120 99H118L117 97L116 98L119 101H117L115 99V96L117 94L114 97H111V98H110V96L108 97V95H107L108 94V89H109L107 78L113 80V78H111V76H110V74L112 73V71H114L117 74V77L121 76V79H123V80H124V78H126L125 80H127L128 84H129L130 78L133 79V78L138 77L136 73L134 74V72H136V69H135V66H134L136 64L135 63L136 61L134 62V65H133L131 63V60H129V63H128L127 62L128 60L126 61L121 56L116 57L118 54L119 55L121 54V49L120 48H117L116 46L115 47L117 49L116 48H113V41L114 40H117V38L119 36L122 38V36L124 35L122 33H125V32L123 31V29H124L123 26L121 27V25H119V23L117 22V20L115 18ZM125 21H123L124 24L122 22V24L124 26H125ZM116 22H117V24H116ZM121 29H122V31H121ZM148 29L151 32L154 30L156 32V35H153L152 34L153 32L151 33L149 31H147ZM126 34H127V31H126L125 35ZM133 34H134V32H133ZM135 34L137 35V33H135ZM132 38H134V37H131V40H132ZM170 38L172 39L173 42L170 41V40H168ZM129 39H130V37H129ZM122 40L123 39H121V41ZM134 43H136V42H134ZM153 43H151V44H153ZM186 44H183V45L186 46ZM164 45H162V46H164ZM111 46H112V48H111ZM192 47H194V46H192ZM224 48H223V50H224ZM110 49L111 50L112 49H114V50L116 49L115 50L116 52L115 53L114 52L112 53V51H114V50L111 51ZM206 49H209V48L207 47ZM118 50H119V52L117 53ZM110 54L111 55L113 54V56L116 54L115 55L116 58L115 57H111ZM162 58H164V57H162ZM170 59H171V57H170ZM170 59H168V60L170 61ZM162 60L163 61H161V62H163V64H164L165 61H164V59H162ZM97 62H99V64ZM158 63H160V61ZM97 64H98V66H97ZM168 64H170V62H168ZM132 65L134 67H132ZM141 65H142V63L139 62V68L142 67ZM143 67H144V65H143ZM174 67H175V65H174ZM176 69H178V68L176 67ZM179 69H181V68H179ZM140 70L143 71L142 69H140ZM148 70H149V68H148ZM149 71L147 72L148 74H149ZM175 72H177V71H175ZM116 74H115V76H116ZM262 74H264V72ZM126 76L129 77V81H128V79H127ZM134 76H136V77H134ZM150 76H151V74H150ZM150 76L148 77V75H147V77L149 78V80H151V78H152V77L150 78ZM155 76H157V75H155ZM181 76H183V73L181 74ZM169 77H170V75H169ZM153 78H154V75H153ZM138 79L136 78V81H138ZM125 80H124L125 83L123 81L122 82L124 84H126V85H123L122 84L121 87L122 86L123 87L124 86H127V82ZM118 81H119V79H118ZM110 82H111V80H110ZM135 82H134V85H136V86L137 85H139V86L141 85L139 82H138L139 84H135ZM166 82H167V80H166ZM99 83L101 84V96L98 94L99 92L97 90L98 89L97 86H98ZM118 83H116V84H118ZM121 83H119L117 85V88L120 87V84ZM154 83H156L158 85L161 82L157 83V82L154 81ZM143 84L144 83H142V85L140 86V88L142 86L143 87L147 86V88H148V85H145L146 83L144 84L145 86ZM156 84L154 86H156ZM132 85H133V83H132ZM139 86H138V89L140 90V92H143L144 90H142V89H144V88H141L140 89ZM129 87H130V85H129ZM129 87L127 86V88L124 87L122 89L123 90L124 89H127L128 90ZM151 87H152V89H151ZM151 87L148 88L147 91H149L151 89V91H152L151 94L152 95H150L149 93L148 94L150 96H153V95L156 96V98L153 96L155 98L154 99L155 101H156V99H157L158 102L163 101V99H161V96L162 95L160 94L161 95L160 96L158 94V89H156L152 85H151ZM198 87L200 88V86H198ZM114 88L115 87H113V89ZM135 88H133V89H135ZM147 88L145 87V89H147ZM153 88L155 89V91L156 90L157 91L155 92ZM123 90H122V92H124ZM159 90H161V89H159ZM172 90H174V89H172ZM109 91H111V90H109ZM114 92H115V89H114ZM140 92H138V93L141 94ZM168 92L169 91H167V93ZM109 93H111V92H109ZM144 93H145V91H144ZM168 94H170V93H168ZM175 94H176V92L174 93V95ZM118 95L120 97V94H118ZM123 95H124V93H123ZM167 95L164 96V94H163V97H165L166 100H167ZM158 96L160 97L161 101L159 100V97ZM168 96L170 97L171 95H168ZM169 97H168V100H169ZM172 97L176 98L175 96H172ZM112 98H114L115 100L114 99L112 100ZM125 98H124L125 101L128 102V100H129L131 102V101H133V98L134 97H132V96L130 98L127 97L128 100H126ZM130 99H132V100H130ZM170 100H169L170 102L173 101L171 97H170ZM127 102L125 104H128ZM174 102L175 101H173V104L175 105ZM123 103H124V101H123ZM166 103L169 104V102H166ZM130 104H132V103H130ZM156 104H157V102H156ZM160 104L162 105V103H159V105ZM171 105H172V103L169 104L166 107H167V109H168V107L170 108L171 113L173 111L172 114H174V111L175 110H176L175 112H177V109L178 108L180 110L183 107L181 105H178V107L175 106L176 109L174 107L173 110H172V107H170ZM156 107L158 108V106H155V108ZM162 107L161 108L159 107V108L160 109H163ZM166 107H164V108H166ZM183 108L186 109L187 107L184 106ZM186 110H181L182 112L184 111V115L186 113ZM157 111L158 110H156L155 113L152 112L151 114L153 116L158 115L159 113L156 114ZM161 111H159V112H161ZM132 112H135V111L132 110ZM143 112L144 111H142V114L145 113V112L144 113ZM120 113H118V114H120ZM123 113H121V114H123ZM136 113H135L136 116L137 115L139 117L142 116L141 113H140L141 115L138 114V110L137 109H136ZM133 115H132V117H133ZM149 115H147V116L150 117L151 115L150 116ZM161 115H163V112H162ZM144 116H146V114H144L143 117ZM164 116H165V114H164ZM137 117H133V118H136L137 125L138 124L141 125V123H143L142 126L144 127V125L146 124V122H141L143 119H141V117H140V119H139V121L141 122L140 123L138 121ZM108 118H107V122L109 124ZM116 118H115V120H116ZM103 119L105 120L104 122H102ZM162 119H164V118H162ZM162 119L159 120V118H157V122L155 120V124L150 122L151 124H153V125H150V127L151 126L152 127L154 126L153 128L152 127L151 128L149 127L151 130H149L146 127V125H145L144 128H142L139 125L143 129V130H140L139 129L140 131H146V130L148 131L149 130V132H151L150 134L147 133V132H146V134L142 132L141 134H145L144 136L142 135V137H143L142 139H144V137L145 138L148 137L146 140H148L149 143H151V145L154 142L159 143V141L161 140V137L159 136L160 133H159V135L156 136V134H155L156 132L155 131L160 132V131L163 130L162 129L163 127L166 130L168 128V127L167 128L165 127L167 123L166 124L164 123L165 120H167L166 117H165V120L164 121ZM169 119H168V121H169ZM99 120H101V123L98 122ZM110 120H111V118H110ZM158 120H159L160 123L162 121L163 122L160 124L158 122ZM147 121H149V120H147ZM95 122H98L101 125L103 124L104 126H106L107 129H109V131H107V132H109V134H105L106 133V130H107L106 128H105L106 130H103L104 128L103 129H100V130H98L99 128L96 129L99 132H101V130H103L101 132V134L104 132L103 133L104 134V137H106V135H107L106 139L113 138L115 136L113 138L115 140L109 139V141L106 140V139H102L103 138V134H102V137H101L102 140L97 137L98 140L100 139L99 141H100L101 144H103L104 143L103 141H105V140L108 141V142L105 141L106 142L105 143L106 144L105 146L103 145L104 146V149L106 150L105 152H104L103 149H101L103 147L101 145H99L100 143H97V142H99L97 139L95 141H93V142L94 143L96 142L95 144L98 145V146H100V148L99 147H96V145L93 144V142L91 141V140H93V137L94 138L96 137V134H95V136L90 137V140H88V141L84 139V136L85 135L88 136L89 134H93V127H95ZM122 122H123V120H122ZM122 122L120 123V125L122 124V126H123V123ZM152 122H154V121H152ZM172 122L173 121L170 120V125L167 124L170 128H171ZM157 123H159L160 125H158ZM116 124L118 125V122ZM124 125H126V124H124ZM130 125L132 126V124H130ZM162 125H163V127H162ZM97 127H95V128H97ZM111 127L114 130V132H116V134H114V133L112 134V136L114 135L113 137L110 134V132H113V131L110 130ZM21 128H25V131L24 130L20 131ZM134 128H136V127H134ZM170 128H168V131H169ZM18 129H20V130H18ZM12 130H17V132L15 133ZM134 130H136V129H134ZM139 130H138V132H140ZM168 131H167V134H168ZM86 132H89V134H87ZM131 132H134V131L131 130ZM136 132L137 131H135L134 133L136 134ZM162 132L165 133L166 131H162ZM170 132L171 131H169V135H170ZM95 133H97V131H95ZM99 135H100V133H99ZM162 135H164V134H162ZM97 136H98V134H97ZM108 136H110V137H108ZM154 136H156L157 138H155ZM170 136H168V137H170ZM133 137L135 139L137 138L136 136H133ZM166 137H165V139H166ZM30 138H33V139L30 140ZM27 139H29V140L27 141ZM117 139L118 140L119 139L122 140V141L119 140V143L120 142H124L125 143V145H123L124 148L120 146L122 144L119 145V143H117L118 142ZM20 140H22V141L24 140V142H22V141L20 142ZM12 141H15V143L12 142ZM17 141L20 142L19 145H18V142ZM89 141L91 143H89ZM169 141H171V140H169ZM39 142H37L36 144H39ZM59 142L63 146H61V144H60L61 151H60V148H58V150L56 151L57 148L56 147L52 148V147L53 146H56V145H57V147H60L58 145ZM165 142H166V140H165ZM107 143H109V144L107 145ZM139 143L141 145H139ZM149 143H148V146L150 145ZM160 143H162L163 146H164V141H162ZM259 143L262 144V145L264 144L262 142H259ZM15 144H17V146H15ZM166 144H168V141H167ZM39 145H42V144H39ZM154 145H156V144H154ZM158 145H160V144H158ZM171 145H172V143H171ZM171 145L169 143V146H171ZM66 147H68V146L66 145ZM66 147H63V148H66ZM168 147H165V146H164V148L161 147V150L159 151V153L157 152L158 154L155 156V158L158 156L156 158V160L158 158H159V160H162L163 159L164 163L166 164L165 166L162 167L161 164L163 162L161 161V164H159L160 161L158 160L159 162L157 161L158 162L157 163L155 159L153 160L154 161L153 163L151 162L152 165H150L151 163L148 165V163H149L148 162V159L146 160V157H144V154L146 156V155L150 154V151L147 152L146 150L143 151V149H142L141 150L142 151V154H139L140 151L138 152V154H139L138 157H140L142 155L141 158L139 159L140 161H139V163L136 161V164L133 163L134 164V167H136V169H140V168H137V167L138 166L141 167V166L144 165V162L141 161V160H143L145 158V162L146 161L148 162V163L146 162L147 163V167L146 168H150L149 171L151 170L152 167H153L152 170L154 171L155 170L154 167H156V165H158V167H159V165H160L159 172L162 173V174H172L171 178L174 177L173 174L177 175V174L186 172L187 169H186V171H184L185 169L183 170L182 167H181L183 165H181L179 163L176 164L174 162L177 159L175 158L176 160H174V158H172V157L173 156L176 157V154H174L176 152L173 151V149H172V151L174 152L172 154V151L170 150L171 148L169 149ZM25 148H27V147H25ZM37 148L38 147H36V150L33 148V150H35L36 152H33L31 150L32 154H35L36 155L37 154V151L40 152V153L42 152V150L39 151V148H38V150H37ZM257 148H259V147L257 146ZM262 148H263V146H262ZM30 149H31V147H30ZM261 149L259 151H262L263 150V149L262 150ZM53 150H55V152H53ZM115 150H116V152H115ZM205 150H211V149L209 148V149H205ZM155 151H156V149H155ZM31 152H30V154H31ZM52 152L53 153L58 152V153L56 155H54V154L51 155L50 153H52ZM213 152H210V153H212V156L211 157L210 156L208 157V159L210 158V160L207 159L208 162L206 161L208 164L211 161L213 162V164H212V162L209 164V168L210 167H214V168H217L218 169V167H215L216 163L217 164H220V166H219L220 169L225 168L224 165H223V161L225 162V160H223V161L221 160L222 163H218V162L215 163V161H216L215 159H216L217 156L215 157L216 154H214ZM21 153H22L23 156L21 155ZM40 153H38L37 156L40 155ZM151 153H153V152H151ZM35 155H34V157H35ZM62 155H60L61 157L59 156L60 157L59 160L61 159L60 160L61 162H62V160H64L63 159L64 156H62ZM67 155H66V157L68 158ZM153 155H154V153L152 154V156ZM260 155H262L261 152H260ZM29 156H26V157L29 159ZM56 156H57V159L56 158L54 159V157H56ZM123 156L124 157H127V158L123 159L124 158ZM159 156H161L162 158L159 157ZM263 156H264V154H263ZM24 158H25V156H24ZM40 158L41 159L37 158L38 159L37 162L36 161L34 162V159H33V162L34 163L32 162L31 159H30L31 161L30 160L28 161V162H30L28 164L26 163L27 161L25 162V164L19 162L21 164V166H20V164H18V161H17V164L19 165V167L17 166L18 169L14 167L15 169L13 170V173L15 175L16 172H17V170H18V173L19 174L17 173V176H19V177L16 176L17 179H15V182H16V184L18 186L16 184L15 185H16V188H18V190L15 189V187H14V192H12L13 189L11 190V188H12V186H11L10 187V192H12L11 195L8 194L7 196H5L6 191L8 190V184H6L5 182H2L0 180V203H1V201L5 200L6 201V205L7 206H10V208H12L11 209V211H12L11 216H7L4 219H0L1 220L0 221V232L5 231V230H14V229L16 230L19 227H21L23 224H25V223L28 224V222H30L31 220H35L34 217H37L40 220H51V219H54L55 216L58 217L57 211L58 210H60V211L62 210L61 209V206H62L63 210H66L64 208V206L62 205V202H61V200L59 198H58L59 201L57 200L58 202L55 201L56 204L53 203L52 200H54V198H55V195L54 194L55 193L57 194V191L59 192V190H58L59 188H60V192L58 194H61L62 195L63 192L66 194V193H69L71 191V190L70 191L68 190L69 189L68 187H70V186L73 187L72 184H70V186H69L68 185L69 183H66L65 180H64V179H66L67 175L69 177L70 174H72V173H70V171L69 172L67 171V168H69V166H67V164L65 166V163H69L71 160L68 158L69 159V160L67 159L68 161H66V160H64L65 162L63 161V163H64V164H62V165H64L63 167H65V168L67 167V168L66 169L64 168L63 170L60 169V171H63L64 172L66 170L67 172L65 171L66 173H64V174L62 172L60 173L63 176L62 177L59 176V178L61 177V179H59V181L60 182H63L62 180H64V182H65V183L64 182L63 183H60L58 181V178L56 179V177H58V175H60L59 174L60 171H58L59 169L58 170L55 169L52 166V164H51V166L48 165L47 164L48 161L46 162L47 159L44 158V157L42 158V155H41ZM134 158L137 159L136 156ZM254 158H256V157L254 156ZM22 159H20V161H24ZM106 159H104V160H106ZM221 159H222V157H221ZM59 160H57V162L58 163H61ZM15 162L13 163L14 166L16 165ZM95 162H96V165H97V163H99L98 166L95 165ZM101 162H102V164H101ZM9 163H11V166L9 165ZM146 163H145V165H146ZM164 163H163V165H164ZM69 164H71V163H69ZM113 164H114V162H113ZM211 164L214 165V166H212ZM45 165H46V167H48V166L49 167L46 169ZM62 165H60V166L62 167ZM79 165H77V166H79ZM119 165L120 164H118V166ZM129 165L131 166V164H129ZM135 165H137V166H135ZM5 166H6V169H5ZM86 166H88V165H86ZM105 166H106V164H105ZM110 166H111V164H110ZM120 166H122V167H120ZM120 166L116 168V171L114 170L115 173L117 171H119L121 168H122V171L125 170V169H123V168H125L124 165H120ZM259 166L261 168L262 167V164L259 165ZM41 167L44 168V170L47 171L48 174H49V175H47V177H49V178H47V177H43V178L48 179L49 181L47 182V180L44 179L45 180V182H44L43 179H40L41 177L40 178L38 177L40 180H38L36 183L39 182L40 184L39 183L38 184H33L35 182V181L33 182V180H35V178L38 179L36 176L37 175L39 176V174L41 175V173L39 172L42 169ZM52 167H53V169H52ZM111 167H114V166H111ZM132 167L133 166H131V168ZM49 168H51V171H53V174H51V171H49L50 170ZM71 168H72V166H71ZM146 168H145V171L148 170ZM12 169H13V167L11 168V170ZM54 169H55V171H57L56 174H54L55 173ZM95 169L97 170L98 168H95ZM102 169L103 170L104 169L106 170V168H102ZM211 169H213V168H211ZM217 169H216V172H217ZM4 170H6V171L4 172ZM15 170H16V172H14ZM37 170H39V171H37ZM44 170L42 171V174H45V176H46L47 173ZM111 170L113 172V169H111ZM132 170H134V169L132 168ZM188 170H189V168H188ZM222 170L224 171L225 169H222ZM229 170H231V169H229ZM234 170H236V169H234ZM261 170L262 169H260L259 171H261ZM80 171L77 172V174H76V175L79 174V176H78L79 178H80ZM84 171H85V173H84ZM89 171H90V169H89ZM181 171H183V172H181ZM225 171H224V173H226ZM257 171H256V173H257ZM1 172H0V174H1ZM90 172H93L94 173V171H90ZM97 172L100 173V171H97ZM120 172L121 171H119V173ZM133 172H135V171H133ZM155 172L157 173V177H158V173L159 172H157V171H155ZM218 172L220 173V171H218ZM234 172L237 174V176L240 175L239 174L240 171H239V173H237V171H234ZM96 173H95V175L97 176ZM111 173L109 171V176H114L113 173H112V175H110ZM135 173L137 175V172H135ZM148 173L151 174L150 172H148ZM105 174H107V173H105ZM117 174H118V172H117ZM187 174L189 175V171H188ZM230 174H232V173L230 172ZM11 175H13L12 172H11L10 176ZM53 175L54 176L56 175L54 177L56 179V183H55V181L53 182V180H51ZM84 175L82 177H85ZM120 175H121V173H120ZM123 175L124 174H122L121 177L123 179H125V176L126 175L125 176H123ZM31 176H32V179L34 178L32 180L33 183H31L29 181V179H28L29 177L31 178ZM33 176H35V177H33ZM88 176H89V174H87V178H90V176L89 177ZM93 176H94V174H93ZM93 176H92V173H91V178ZM96 176H94V177H96ZM100 176H102V175H100ZM109 176L106 175V177H108V179H109ZM154 176H156V175H154ZM233 176H234L235 179H237V176L235 174H233ZM115 177L118 178L117 176H115ZM115 177H113V179H111V180L112 181L115 180L116 182L114 181L112 183L115 184V183L119 182L118 184H122L121 186H123V184H124V181H122L123 179L121 180V178H118V180H117ZM135 177L137 178V176H135ZM72 178H74V179H72ZM72 178H71V180L76 181L75 180L76 179L75 178V175L72 176ZM159 178L162 179L164 177H161L160 176V177H158L157 180H155V183L157 182L156 183L157 186L155 185L154 187H151V189H150V190H153L152 188H155V191L152 193L153 195H155L156 193H158L156 191V187L159 188L161 186L162 182H163V180H162V182L160 184V182H158L159 181ZM167 178H169L168 175H167ZM171 178H169V179H171ZM176 178H177V176H176ZM241 178H243V174H242V177H239L238 179L240 180ZM245 178H246V176L243 179H245ZM98 179H100V178H98ZM127 179H129V178L127 177ZM153 179H156V178L153 177ZM164 179H166V175H165V178ZM11 180H13V177L11 178ZM86 180H85V182H86ZM120 180L122 182H120ZM147 180H149V179L147 178ZM150 180L151 181H154L152 179H150ZM227 180L231 184V182L229 181L231 179H227ZM50 181H51V184H55V186H53L52 188H50V187L49 188H46V187L41 186V182H44L45 185L46 184L49 185V182ZM103 181H105V180H103ZM15 182L13 181V184ZM87 182H88V180H87ZM101 182L102 181H100V183ZM128 182H130V181H128ZM172 182L170 180V183H172ZM234 182H237V180L236 181L234 180ZM57 183H58V185H60L59 188L56 187L57 186ZM88 183H86L87 186H88ZM96 183L97 182H95V184ZM109 183H107V184H109ZM130 183H132V181ZM130 183H129V185H130ZM150 183H152V182H150ZM229 183H227V184L229 185ZM61 184H64V188H63L64 190L61 188V186H62ZM66 184H67V186H66ZM125 184L127 185V181H125ZM163 184H164V182H163ZM73 185H75V184H73ZM116 185H114V186H116ZM166 185L165 186L168 188V183H166ZM97 186L100 187V185H97ZM112 186L113 185H111V187ZM165 186H164V188H165ZM188 186H187L188 189L191 188V187H193V186H190V187H188ZM88 187H87V189H88ZM28 188H30V191H29ZM54 188H55V190H54ZM65 189H66V191H65ZM80 189H82V188H80ZM99 189L100 188H97V190H99ZM122 189H123V187H122ZM161 189L163 190V188H161ZM168 189H170V188H168ZM191 189H192L191 191L194 193V192H196L195 189H199V187H196V188L194 187V188H191ZM31 190L34 191V192L32 193ZM67 190H68V192H67ZM74 190L70 192L69 196H73L74 194L79 193L77 191L78 189L76 190L77 193L76 192L74 193ZM102 190H104V189L103 188L100 189V192H103ZM207 190H209L208 189V186H207ZM15 191H17V192H15ZM86 191L87 190H85L83 192L86 193ZM199 191L201 192V195H204L205 196L204 191L202 192L201 189H200V190H198V193H200ZM217 191L219 192L220 190L213 191L214 194H215V192L217 193ZM89 192L86 195H84V196H87L88 194H90ZM106 192H107V190H105V192H103V193H106ZM170 192L171 191H169V193ZM175 192H176V189H175L174 193ZM185 192L188 193L189 191L188 192L185 191ZM185 192H182V194L185 193ZM71 193H74V194L72 195ZM85 193H83V194H85ZM93 193L94 194H96V193L98 194V192L95 193V191ZM93 193L90 194L89 196L93 197L94 196ZM110 193H113V191L110 190ZM220 193H219V195H220ZM65 194H64L65 197L63 196V199L64 200L66 199L65 202L68 201L67 203L70 205L69 207H71V202L69 200L73 201L74 199H76L74 201H77V198H80L81 195H82L81 202L82 201L83 202H86L87 200H88V202H90L89 199L91 198V197H89V199H88V197H84L83 194L79 193L81 195H79V196H77L75 198L74 197L73 198L72 197H70V198L68 197L69 198V200H68V198H66V195ZM107 194H108V192H107ZM214 194L213 195L212 194L210 195V193H207V195H210V196H207V197H209L213 201V199L217 196L218 193L216 194L215 197H214ZM29 195L31 197L34 196L36 200L35 201H33V200L31 201L29 199V197H30ZM99 195H101V194H99ZM109 195L111 196L112 199H114L113 202H111L112 200L110 201L111 203H113L112 205L114 206L116 204V202H115L116 199H117V201H119V199H118V197L117 198H113V196H114L113 194H108V197H107L108 199L107 200H109V197H110ZM124 195H125V193H124ZM146 195H147V193H146ZM219 195L216 197L217 199H219ZM27 196H28V199H29L30 202L27 200ZM149 196H151V195L149 194ZM160 196H164V195H160ZM188 196H186L187 197L186 199L187 200H190V198ZM211 196L214 197V198L212 199ZM95 197H97V196H95ZM157 197H158V199L160 198L159 196H157ZM207 197H205L204 199H206ZM105 198H106V196H105ZM146 198H147V196H146ZM164 198H166V197H164ZM170 198H167V199L169 200ZM202 198L203 197H201L200 200ZM216 198H215V202L217 201ZM19 199H21V200H23L25 202L24 204L22 202V204L24 205V207H23L24 209L23 210L25 211V213L28 212L31 217H26V218H24V217H22V218L21 217H17L18 214H20V213L23 212L21 210L22 208L21 209H16V208H20V207H16V205H14V204L17 203V201ZM56 199H57V197H56ZM97 199L98 200H96L95 202H99V203L100 202L103 203V201L106 202V203L102 204L103 206L100 205L101 203L100 204L99 203H96L97 205L96 204L95 205L98 206L97 208H99V209L100 208H103L104 209V207L106 206L105 207V210H106L108 208L107 205L110 202L107 201V200H105V199L104 200L103 199H100L99 196L97 197ZM124 199H125V197H124ZM153 199H152V202H153ZM167 199H163L164 202ZM172 199L174 200V197ZM204 199H202L203 202H205ZM101 200H103V201H101ZM155 200H157V199H155ZM185 200H183L184 203H185ZM78 201H79V199H78ZM77 202H75V203L73 202V203L76 204ZM83 202L81 204H83ZM107 202H109V203L107 204ZM159 202H162V201H159ZM164 202H162V205L165 206V205H167L165 203H167L169 201H166L165 203ZM191 202L192 201L190 200V206H188V209L185 211V213L186 212L187 213L188 212H192L193 213V211L197 208L198 205H199V207H198L199 209H200V206L202 205L201 203H200L201 205L198 204V203L195 204V205H193L194 203L192 202L193 204H191ZM80 203H79V205L76 204L78 207L75 206L74 204L73 205H74V207H76V209L78 208L80 211H83V210L80 209V207H82V206H80L81 205ZM111 203H110V207H111ZM178 203H180V202H178ZM187 203H188V201L186 202V205H187ZM0 205H2V204H0ZM13 205H14V207H13ZM95 205H93V207H95ZM117 205H115V206H117ZM119 205H120L119 206V209H120L121 208V204H119ZM151 205H149V207ZM191 205L196 206V207H193ZM89 206L91 207V205H88L87 206L88 210H89ZM154 206H153V208H155L153 210L154 212H152V209H151V211L149 210L150 213H148V214L151 215L153 213L152 215L155 216V217L153 216V219H156V221L159 220V218H161V217L162 218L165 217L164 215L161 214V213H163L162 211L165 209V207L162 208L163 206H161V204H160L161 207L160 206L158 207V205H156V207H154ZM170 207H171V205H170ZM114 208H117L118 209V207H114ZM161 208H162V210H161ZM169 208L166 207V210L168 209V211H166V210H164V211H166L167 213H169ZM198 208L196 210H198ZM238 209L239 208H237V210ZM18 210H21V211L18 212V213H16ZM77 210L74 209L73 212H72L73 214H71V212L69 211V212H66V214H68V213H70V214H68V215L63 214L62 216L65 217V215H66V217L68 219H76L79 216V213H78L79 211L76 212V213H74V212L77 211ZM180 210H182V209H180ZM184 210H185V207H184ZM188 210H190V211H188ZM241 210H242V212L244 210V211H246L248 213V214H244L245 212H243L242 214L248 215L246 217H248L249 222H250V220H252V225L251 226L253 227V224L256 225V222L257 221L256 222H253V218L257 217V215L259 214L258 211H253L251 213V211H249L247 209L246 210L245 209H239L240 213H241ZM91 211H92V208H91ZM121 211L122 210H120V212ZM170 211H171V209H170ZM183 211H182V214H183ZM239 211H236L235 210V213L237 212L236 214H233V216L235 217V219H236L237 214H238V216H237L238 218L239 217L241 218L243 216V215L240 216ZM102 212H103V210H102ZM120 212L118 211V213H117L118 214V217H119ZM126 212H124V213H126ZM210 212L208 213V214H210L209 215L210 217H213L216 214V213L213 214L212 213V210ZM58 213H59V211H58ZM114 213H115V211L113 212V214ZM133 213L134 212H132V213L129 212V215L132 214V216L136 218L137 213H136V215L133 214ZM192 213L189 214L188 217H190V215H192ZM121 214H120V216H121ZM141 214H143V215H139L140 217L137 216L139 218V220L140 219H143V217H144L145 214L147 215V213H141ZM211 214H212V216H211ZM81 215H83V213ZM94 215L95 214H93L91 216V218ZM124 215H123V217L121 216L122 217L121 219L119 217V220H122L124 218ZM98 216L96 215L97 218H98ZM127 216H128V213H127V215H125V217H127ZM166 216H167V214H166ZM170 216H172V215H170ZM209 216L207 218H209V220H211L212 218L210 219ZM57 217H56V219H58ZM133 217H131V216L129 218L127 217L128 218V221L131 218H133ZM93 218H95V216ZM145 218L146 217H144V219ZM162 218L160 220L163 222V219ZM63 219H61V220H63ZM153 219L147 218L148 222H149V220H152L153 223H152V221H150V222L154 225V220ZM171 219H172V217H171ZM228 219L229 220H233V219H230V218H228ZM27 220H29V221L27 222ZM76 220H78V219H76ZM156 221H155V229H154V226L150 224L152 226V227L151 226L150 227L154 229L153 233H156L157 232V230H156L157 229L156 228L157 227L156 226V223L157 222ZM161 221H159V222H161ZM203 221H202V223L207 228L206 225L209 224V223L207 221H205L207 223L206 224ZM219 221L220 220H218V222ZM189 222H191V221H189ZM220 222H223L224 223V226L223 227H226L228 225V224H225L228 221L222 220ZM220 222L217 223L216 220H215V223L216 224H219V227H220ZM164 223H166L165 225H167V222H164ZM202 223L200 221V225H199L198 224V220H197V222H194V224L197 227V229H201V227L203 226V225L201 226ZM211 223L212 222H210V224ZM215 223H212L211 225L209 224L208 226H211L212 228H214L213 224H215ZM223 223H221V226H222ZM232 223L234 225L235 222L232 221ZM160 224H162V223H160ZM160 224H158V226H159L158 229H160V227H161L160 230H163L162 226L164 224H162V226ZM169 224H170V222H169ZM172 224L175 226L174 223H172ZM231 224H229V225H231ZM241 224H242V222H241ZM173 225H172V228L173 229L171 228L172 229V232H174L173 230H175V228H177V224H176V227L175 228H174ZM189 225H191V223ZM191 226L192 227L194 226L193 223H192ZM215 226H218V225H215ZM91 227H93V226H91ZM91 227H86L85 228L86 230H84V231L87 234H93V236H94V242L96 243L94 245L97 246V244L100 241L102 242V240H99V239H103V238L105 239V237H103L102 234H99V233H101V232H99L100 230L96 231L97 230L96 227H93V228H91ZM170 227H171V225H170ZM179 227H181V226H178V229H180V230H177V231L181 232V230H184V229H182L184 226L182 228H179ZM219 227H217L216 229L214 228V231L215 230L218 231V228ZM223 227H220V229L223 228ZM231 227H232V230L238 229L237 226L235 228V225L234 226L231 225ZM243 227H246V226L243 225L242 226V229H243ZM260 227H261V225H260ZM121 228H123V227H121ZM193 229H195V227H193ZM202 229H203V231L205 230L204 228H202ZM220 229H219V231L224 230V229H221V230ZM254 229H255V227H254ZM254 229H252L251 231H253ZM155 230H156V232H155ZM160 230H158V231H160ZM165 230H167V228ZM168 230H167V233L169 232ZM244 230H246V229L244 228ZM248 230L249 229H247V231ZM261 231L262 230H260L259 232H261ZM27 232H28V230H24L21 234H19V236H16L15 239L17 241H23V239L20 237L21 235H22V237H27V236H29L31 234V236H29V239L26 240V243H27V241L29 242V250H30V248L41 247V248H43V250H45L47 252L45 254V256L47 255L46 257H44V256L41 255L38 259H35L34 264H70V260H68L66 257L64 259H61L60 258L61 257L60 256L61 255V251H62L61 241L63 239H65V237L68 235L69 231H67V230H65V231L62 230L60 232L59 231L58 232H52V231L50 232V231H48L49 234L53 237V239H56L57 240V245H56V243H53L52 242L53 244H50V245L49 244H45V246H44V244H42L41 240L38 239V237H36L37 236L36 234H34V233L32 234V232H28V233ZM161 232L162 231H160L159 233H161ZM163 232H164V230H163ZM172 232L170 231L169 233H172ZM209 232H210V230H209ZM238 232H239V234L242 233V232L240 233V231H238ZM167 233H165L164 236L166 235V237H167ZM184 233H186L187 236L186 235L183 236L180 233V235H181V237H180L181 239H180V238H177L179 236L178 235L179 233H178L177 236H176V238L179 239V240H175V242H172L174 237L171 238L172 239L171 242L173 243V244L171 243V245L173 247L175 246L174 244H177L176 241H179L178 244H177V246H175L174 248L172 247L173 249H175V251H173V254L176 255V256L173 255L174 258L176 257V259L177 258H180L181 259L183 257L182 260L185 258L184 259V262L186 261V264H210L211 263V261H210L211 258L212 257L214 258L216 256V254L215 255L213 254L214 256L211 255L212 253H210V251H209L211 249V247H209L207 245L209 248H206L207 247L206 246V243L202 242L201 240H200L201 242L198 241L200 238L199 239H196L197 237L195 236V234L197 236H199V233L198 234L197 233L194 234V232H192V234H191L189 230L186 231V232H184ZM223 233L225 234L226 232H223ZM249 233H250V235L252 234L251 232H249ZM255 233H257V231H255ZM174 234H172V236ZM188 234H191V238L192 239L189 238L190 236ZM193 234H194V239H193V236H192ZM262 234H263L262 237H264V233H262ZM250 235L248 237H250ZM254 235H256V234H254ZM159 236L162 237L161 235H159ZM169 236H168V238H169ZM207 236L209 237L210 235H207ZM225 236H226V234H225ZM246 236L247 235H245V236L243 235L242 238L244 239L245 242H246V240L249 242V240H251V239H249V238H248L249 240L246 239L245 238ZM158 237H157V239H159ZM210 237L213 238V236H210ZM224 237H222V238L224 239ZM251 237H252V235H251ZM162 238H164V237H162ZM162 238H160V242L162 241L161 240ZM217 238H219L218 240H219V243H220V241H221L220 238L221 237H216V239ZM255 239H257V238H255ZM105 240H103V242L104 243L108 242V244L107 243L106 244L99 243L100 246L98 245V247H100V248H101V246L103 247V244L105 246L108 245V246H106L107 248L105 247L106 248L105 250L107 252L109 250L108 248H110V246H112L113 244H111L112 242L109 244V240L108 241L107 240L105 241ZM195 240H197V241H195ZM251 241H253V240H251ZM251 241L249 243L251 245H253L254 244L253 243L254 241L252 242L253 244L251 243ZM259 241H260L259 239H258V242L255 241L257 245H258V243H262V241L261 242H259ZM129 242H130V240H129ZM131 242H133V241H131ZM162 242H164V241H162ZM216 242L218 243V241H216ZM238 242H242V241H238ZM236 243H237V241H236ZM135 244H137V243H135ZM130 245H132V243ZM130 245L127 248L131 249V246ZM123 246H124V248H126L125 245H123ZM27 247H28V244H27ZM132 247H133V245H132ZM93 248H95L94 251L95 250L96 251L97 250H100L99 248L97 249L95 246H93ZM52 249H53V253L51 252ZM215 249H217V250H215L216 252L219 251V248L218 247L215 248ZM31 250H33V249H31ZM101 250L103 251V249H101ZM221 250L222 249H220V251ZM94 251H92V252H94ZM102 251H97V252H101L102 253ZM133 251L135 252V250H133ZM220 251L217 252L218 253L217 254V257L218 258H221V259H222V257H226L225 254L227 252L225 254L223 253L224 256H221L222 254H221ZM10 252H12V251H9L8 253H10ZM48 252L49 253L51 252V253L48 255ZM95 253H93V254H95ZM101 253H99V254L96 253V254L97 255H100ZM103 253H105V252H103ZM93 254H91V255H93ZM107 254H108V252H107ZM131 254H134V253H131ZM131 254H128V255L131 256ZM141 254H139V255H141ZM144 254H146V253H144ZM144 254H142V255H144ZM219 254H221V255L218 256ZM253 254H255V253H253ZM8 255H2L1 256V260H2L1 263L2 264H9L8 263L9 258H5V256L7 257ZM102 255H104V254H102ZM102 255H101V258H102ZM122 255L124 256V254H122ZM122 255L120 254L119 256L123 258ZM135 255H138V254L135 253ZM3 256H4V259L5 260H3V258H2ZM209 256H210V258H209ZM87 257H89V256H87ZM124 257H126V256H124ZM150 257H149V259H150ZM152 257H154V256H152ZM104 258H103V260H104ZM145 258H146V256H145ZM156 258H159V256L156 257ZM6 259H7V261H6ZM93 259H94L93 257H89V263H90V260L92 261ZM152 259H150V260L152 261ZM124 260H126V259H124ZM140 260L143 261V259H140ZM150 260H149V263H150ZM161 260H163V258H161ZM161 260H158V263ZM84 261L85 262L87 261L86 264H88V260H84ZM141 262L140 263L137 262L136 264H143L144 261L142 263ZM153 263L155 264V262H153ZM158 263L156 262V264H158ZM10 264H11V262H10ZM99 264H101V263H99ZM144 264H146V263H144ZM161 264H163V263H161ZM211 264H213V263H211Z\"/></svg>",
	"mask_w": 264,
	"mask_h": 264
}]
</instances>
